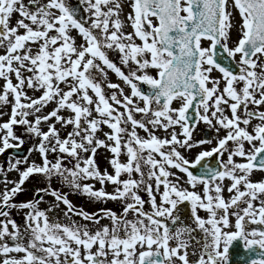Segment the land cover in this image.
Returning <instances> with one entry per match:
<instances>
[{"label": "snow or ice", "instance_id": "1", "mask_svg": "<svg viewBox=\"0 0 264 264\" xmlns=\"http://www.w3.org/2000/svg\"><path fill=\"white\" fill-rule=\"evenodd\" d=\"M0 80V109L11 107L0 155L25 144L15 126L39 138L28 156L0 167V264H248L250 254L260 257L250 264H264V179H252L264 173V0H0ZM200 123L216 136L194 140ZM213 139L215 147L185 155ZM100 148L112 172L97 164ZM32 152L41 164L29 161ZM11 171L18 181L7 179ZM34 175L49 186L15 203ZM54 177L122 211L77 208L51 187ZM41 193L66 207L68 223L39 208ZM16 208L28 210L23 227L10 217Z\"/></svg>", "mask_w": 264, "mask_h": 264}, {"label": "rangeland", "instance_id": "2", "mask_svg": "<svg viewBox=\"0 0 264 264\" xmlns=\"http://www.w3.org/2000/svg\"><path fill=\"white\" fill-rule=\"evenodd\" d=\"M73 3H75V0H72ZM229 2H231V0H229ZM25 3H27V1L25 0ZM130 11V9L125 5L124 7V14L126 15L128 12ZM233 13H234V17H235V21L238 23L239 22V15L238 13L235 12V10L233 9ZM19 17L18 16H14L13 17V20H17ZM124 17L122 16V19ZM127 23V22H126ZM125 31L126 32H131L132 29L131 27H126L125 28ZM73 35H76L75 32H73ZM237 39V32L235 30H233L232 32V40L229 42V47H233L234 46V42L236 41ZM82 41L78 38L77 39V44L81 43ZM137 43H140L138 40H137ZM206 46V45H205ZM109 55H110V58L116 62L118 65H119V54L118 53H115V52H109ZM237 60L239 59V57L236 58ZM153 75H155V73L153 72L152 73ZM109 75V80L112 82V83H118L121 85V87L124 88V91H125V94H130V89L123 84L122 81H120L116 76L115 74L109 72L108 73ZM213 75L214 76H219L220 73L218 72H213ZM15 83V80L13 81ZM3 81L0 80V85H3ZM28 92V95L30 96H33L34 98L35 97H39L41 95V92H33L32 90H27ZM106 93L108 95L111 94V90H107L106 89ZM91 95V93H90ZM142 106V104H141ZM179 105L174 103L173 104V107H178ZM55 107V104L52 103V104H49L48 107H46L44 110H43V113L41 114H47L48 112H50L53 108ZM3 112H5L6 114L3 116V117H0V122H6L9 117H10V114H11V107L10 106H4L2 109ZM121 111H123V109H121ZM230 115V112L228 113ZM61 115H64V116H68L70 115V113H68L67 111H64L61 113ZM140 116L139 114H137V119H139ZM29 119H33V117H29ZM258 121H253V124L257 123ZM48 123H54V120L53 121H49ZM56 127L58 129H60V125L57 124ZM41 129L42 131H47L48 130V124H42L41 125ZM208 126L207 125H204L203 123H200L199 126L196 128L194 134H193V138L194 140H201V139H204V132L206 131L208 136L209 137H215L216 136V133L214 130L212 131H208ZM14 130L16 132V134L18 136H21L22 139L25 140V144L23 145L24 147V155L23 156H28L29 154V150L32 149L34 146H36L38 143H39V138L38 137H35V136H32V135H29L25 132V129L24 127L22 126H15L14 127ZM71 126H69L67 129H62L61 130V137L63 138L64 136H66L67 132L71 131ZM251 130V129H249ZM109 129L107 127H103V132H108ZM176 131H179V129L177 128ZM103 132H98L97 133V136L100 138V139H104V136H103ZM138 132L139 134L143 137L145 134L142 130H139L138 129ZM158 136H161V137H164L166 135V133H164L162 130L161 131H157L156 133ZM219 135L221 137H223L225 135V132L224 130H221V132L219 133ZM216 145V140L213 139V142L212 144L210 145H203L202 148H196L194 150H192V152L189 154V153H185V155H188L190 158L194 157L199 151H201L202 149L203 150H207V149H210L211 147H215ZM2 146V145H0ZM247 147V145H246ZM56 155L58 154H50L49 155V159L52 160L53 162H55V159H56ZM17 158H20V156L18 155H15V156H6L4 158H0V167H3L5 169H7V166H8V162L10 160H13L14 159H17ZM111 158V153L107 152L106 149L104 148H100L98 150V153H97V156H96V161H97V164L99 165L100 169L103 170V169H107L109 172H112V168L109 166L108 164V159ZM71 158H67V160H70ZM121 162H126V156H121ZM224 159L226 160L227 159V154H225L224 156ZM239 159V158H237ZM67 160H66V163H67ZM29 161H34L36 164H41L42 163V160H41V157H40V154L38 152H32L31 155L29 156ZM74 163V162H73ZM27 165H24V164H21V170H23V168H25ZM69 167H71V164L68 165ZM175 171V170H173ZM179 174V173H178ZM7 175V179L10 180V181H18L19 180V175L17 172L15 171H11V172H7L6 173ZM135 176V174H134ZM126 178V176L122 177V179ZM252 179L254 181H259L261 179H264V173L262 172H256L253 174L252 176ZM88 183H95V187L98 189L100 187V185L94 181H88ZM225 185L229 184L230 181H227L225 180ZM12 185H9V187H11ZM49 186V182L43 177V176H40V175H34L32 177H30V179L23 185L25 191L18 195L15 199H14V202L19 204L21 202H26V201H29V200H32L33 197H34V193H35V190L38 189V188H45V187H48ZM187 186V185H185ZM4 184L3 183H0V192H3L4 190ZM51 187L52 188H56V189H59L61 190L63 193H66L68 195V199L72 202L73 205H75L77 208H82L83 210L89 212V213H93V212H96L97 210H99L100 208L102 207H106V208H110L112 209L113 211H116L117 213H119L120 211H122V205L119 203V202H107L105 204H102V203H98V202H95V201H90L86 196H83L81 195L80 193H77L75 190L69 188L68 186H66L59 178L57 177H54L51 181ZM107 191L111 192L112 191V186H107L106 188ZM162 190V189H161ZM199 190V189H197ZM41 195H44V202H42L40 205H39V208L41 210H47L49 207H52L53 208V211L52 212H49L48 215L53 218V219H59L61 222L63 223H68V221L64 218V212L66 211V207L63 205V204H60L59 207H55V204H56V201L54 200V198L50 195H45L43 193H41ZM140 195L145 199L147 200L148 197L145 193L141 192ZM228 193L227 191H225L224 193V196L227 198L228 197ZM157 202L159 203V196H157ZM186 207V206H185ZM145 208L147 210L148 208V205H145ZM10 217L12 219H14L18 225H20L21 227H23L24 225V214L28 211L27 209H19V208H16V209H10ZM202 217H206L207 216V213L201 211L199 213ZM129 218L131 219V214L129 215ZM2 219V218H0ZM73 220H77L79 221L80 223H85L84 221L80 220L79 217H76V216H73L72 217ZM232 219V222L234 223V218H231ZM102 224H110V221L108 220H103L101 221ZM90 228H94L95 226L94 225H89ZM249 228H251V225L248 226ZM11 230V228H10ZM234 230V229H232ZM199 235V234H197ZM7 239V238H6ZM9 243L11 244V242L9 241ZM13 255H22V254H13ZM0 259H3V257H0ZM194 259V257H193Z\"/></svg>", "mask_w": 264, "mask_h": 264}, {"label": "water", "instance_id": "3", "mask_svg": "<svg viewBox=\"0 0 264 264\" xmlns=\"http://www.w3.org/2000/svg\"><path fill=\"white\" fill-rule=\"evenodd\" d=\"M144 87L146 88V86H144ZM206 137H208V135ZM15 153H17L20 157H23V155H24V153H23V147L20 148L19 150L16 149V148L8 149L3 155H0V158H4L6 156H13V155H15ZM213 159H215V158H213ZM259 251L260 250L257 249V252H259ZM245 258L247 259L248 264H250V260L251 259H259L260 257L257 254H250V255H246Z\"/></svg>", "mask_w": 264, "mask_h": 264}, {"label": "bare ground", "instance_id": "4", "mask_svg": "<svg viewBox=\"0 0 264 264\" xmlns=\"http://www.w3.org/2000/svg\"><path fill=\"white\" fill-rule=\"evenodd\" d=\"M27 1V0H26ZM16 20H12V23H15Z\"/></svg>", "mask_w": 264, "mask_h": 264}, {"label": "flooded vegetation", "instance_id": "5", "mask_svg": "<svg viewBox=\"0 0 264 264\" xmlns=\"http://www.w3.org/2000/svg\"><path fill=\"white\" fill-rule=\"evenodd\" d=\"M257 227V226H256ZM253 228H255V225L253 226Z\"/></svg>", "mask_w": 264, "mask_h": 264}]
</instances>
